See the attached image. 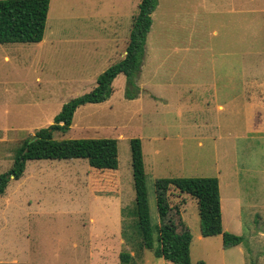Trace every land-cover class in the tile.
<instances>
[{
    "label": "rangeland",
    "instance_id": "1",
    "mask_svg": "<svg viewBox=\"0 0 264 264\" xmlns=\"http://www.w3.org/2000/svg\"><path fill=\"white\" fill-rule=\"evenodd\" d=\"M139 2L50 0L40 42L0 43V174L25 139L123 58ZM151 18L139 94L126 98L118 74L107 100L81 105L55 134L116 139L117 169L27 160L0 194V264H173L139 245L133 138L153 228L155 179L216 177L222 230L242 241L223 248L222 234L202 235L196 200L182 204L185 193L172 188L191 264H264V0H158Z\"/></svg>",
    "mask_w": 264,
    "mask_h": 264
},
{
    "label": "trees",
    "instance_id": "2",
    "mask_svg": "<svg viewBox=\"0 0 264 264\" xmlns=\"http://www.w3.org/2000/svg\"><path fill=\"white\" fill-rule=\"evenodd\" d=\"M50 0H0V43H36L43 38ZM158 0H140L133 17L125 54L96 78V85L82 95L64 103L54 116L53 123L40 128L31 139H25L18 148L12 166L0 174V194H3L12 177L18 179L31 159L83 158L99 170H115L118 167V146L112 138H55V134L69 130L75 110L88 103L107 100L113 92L112 81L118 74L126 77L125 97L139 94L136 80L142 65L151 14ZM130 155L135 192V226L139 245L149 249L157 258L173 264H191L189 255L190 232L180 217L177 205H170L169 190L174 187L196 198L200 219V233L204 236L222 234V247L238 245L242 237L222 230L219 185L216 177H161L154 180V198L158 223L154 228L148 206L146 174L141 142L130 140ZM154 231L156 237L154 238ZM123 263H129L132 255L120 253ZM196 264H204L198 261Z\"/></svg>",
    "mask_w": 264,
    "mask_h": 264
},
{
    "label": "crops",
    "instance_id": "3",
    "mask_svg": "<svg viewBox=\"0 0 264 264\" xmlns=\"http://www.w3.org/2000/svg\"><path fill=\"white\" fill-rule=\"evenodd\" d=\"M219 108H221V105H219L218 106ZM181 177H185V176H181ZM172 188H174V187H172ZM171 188V189H172ZM170 189V190H171ZM175 190H177L178 192H180L177 188H175ZM180 193H185V192H180ZM189 196L191 197V198H194L193 196H191L190 194H188V193H185V197H184V202L182 203V204H186V201H188L189 200ZM155 199V198H154ZM168 199H169V203H170V205H172V203H171V201H170V196H169V192H168ZM195 200H196V198H194ZM196 202H197V200H196ZM156 205V204H155ZM177 206H178V208H179V212H180V217H181V220L183 221V219H182V216H181V211H180V203H178V204H176ZM197 206H198V204H197ZM157 210V209H156ZM220 212H221V207H220ZM199 215V214H198ZM183 223H184V221H183ZM185 224V223H184Z\"/></svg>",
    "mask_w": 264,
    "mask_h": 264
}]
</instances>
